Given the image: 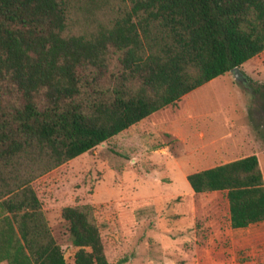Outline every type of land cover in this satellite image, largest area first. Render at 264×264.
Here are the masks:
<instances>
[{
  "label": "trees",
  "instance_id": "obj_1",
  "mask_svg": "<svg viewBox=\"0 0 264 264\" xmlns=\"http://www.w3.org/2000/svg\"><path fill=\"white\" fill-rule=\"evenodd\" d=\"M262 50L264 0H0V262L67 264L31 182ZM185 179L264 219L254 153ZM60 216L74 264H109L89 204Z\"/></svg>",
  "mask_w": 264,
  "mask_h": 264
},
{
  "label": "rangeland",
  "instance_id": "obj_2",
  "mask_svg": "<svg viewBox=\"0 0 264 264\" xmlns=\"http://www.w3.org/2000/svg\"><path fill=\"white\" fill-rule=\"evenodd\" d=\"M255 87V92H252ZM264 89L217 76L31 182L67 264L63 206L89 204L109 264H264V235L229 225L225 193L185 174L246 153L264 180ZM0 264H6L0 262Z\"/></svg>",
  "mask_w": 264,
  "mask_h": 264
},
{
  "label": "crops",
  "instance_id": "obj_3",
  "mask_svg": "<svg viewBox=\"0 0 264 264\" xmlns=\"http://www.w3.org/2000/svg\"><path fill=\"white\" fill-rule=\"evenodd\" d=\"M238 68H239L243 78H245V80L239 81L240 83L241 82L242 83L249 82L253 86L262 87L264 89V50L259 52L257 55L247 59L243 63H241ZM252 92H255V87L253 88ZM263 95H264V91H263ZM144 119H146V117L140 119L137 122H142V121H144ZM247 154H250V153H246L245 155H247ZM258 154H260V153H258ZM258 154H255L256 157H258ZM188 173H190V172H188ZM188 173H186V174H188ZM186 174H185V176H186ZM262 179H263V174H262ZM249 225H255V226L259 227L260 230H262V233L264 235V219L262 221H259V222L251 223ZM249 225H247V226H249ZM241 228H244V227H241Z\"/></svg>",
  "mask_w": 264,
  "mask_h": 264
},
{
  "label": "water",
  "instance_id": "obj_4",
  "mask_svg": "<svg viewBox=\"0 0 264 264\" xmlns=\"http://www.w3.org/2000/svg\"><path fill=\"white\" fill-rule=\"evenodd\" d=\"M233 75V78L236 80V81H241V80H245V78H243L240 70L238 67H233L232 70L230 71Z\"/></svg>",
  "mask_w": 264,
  "mask_h": 264
}]
</instances>
